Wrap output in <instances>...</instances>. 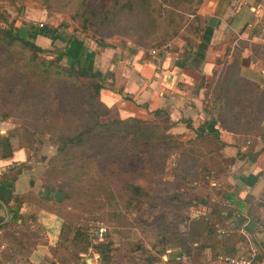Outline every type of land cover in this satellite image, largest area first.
Wrapping results in <instances>:
<instances>
[{"label":"crops","instance_id":"1","mask_svg":"<svg viewBox=\"0 0 264 264\" xmlns=\"http://www.w3.org/2000/svg\"><path fill=\"white\" fill-rule=\"evenodd\" d=\"M195 12L198 32L191 43L184 42L179 57L96 42L72 26L70 35L25 27L27 36L43 46L67 41L70 64L101 73V97L112 116L165 122L181 135L187 147L170 178L177 174L190 182L194 169L204 164L212 186L193 185L198 199L185 200L175 216L169 212L137 221L127 239L115 233L104 254L79 249L70 255L63 216L48 198L42 201L49 190L42 187L38 167L15 172L30 158L26 147L10 141L11 154H0V264H218L219 254L234 255L250 246L264 260V0H199ZM226 75L229 95L235 81L254 89L251 101L228 106L222 120L215 85ZM156 109L162 112L153 116ZM231 113L242 117L232 121ZM206 143L216 153L196 147ZM193 152L202 153L199 160ZM28 192L35 197L17 200Z\"/></svg>","mask_w":264,"mask_h":264},{"label":"rangeland","instance_id":"2","mask_svg":"<svg viewBox=\"0 0 264 264\" xmlns=\"http://www.w3.org/2000/svg\"><path fill=\"white\" fill-rule=\"evenodd\" d=\"M177 1L180 2L173 8V21L157 16L156 25L150 32L126 35L118 33L117 26L136 20L141 11H111L104 16V6L113 0H88L93 10L87 11L90 12L86 27L75 14L77 0H0V11L8 22L21 30L30 24L44 25L70 35L72 26L96 42L128 45L147 54L152 47L161 49L170 41V49L179 57L184 51V42L191 43L198 32L195 21L197 1ZM152 5L153 2L149 3L146 9ZM54 41L56 43H51L48 48L56 50L43 52V57L60 65H70V52L65 50L67 41ZM18 56L16 51L8 56L0 55V140L7 137L14 146L26 147L30 159L24 161L22 167H38L43 189L56 188L64 193L60 200L49 201L64 218V236L70 237V255L79 249L88 251L87 255H92L93 251L99 253L101 243L111 240L115 233L128 237L137 221L155 219L162 213L166 217L169 212L175 216V208L185 206V200L191 203L198 199L197 192L190 189L193 185L212 186L210 173L202 168L204 164L194 169L195 175L190 177V182L184 183L177 174L175 178L169 177L178 171L186 150L177 144V140H181L177 133L170 137L161 132L163 139L157 140L148 138L151 131L146 128L137 136L122 135L117 131L113 136L105 135L106 138L90 147L81 144L59 151L62 136L93 125L97 120L104 121L112 116L111 110L93 96L88 77L50 72L41 77L32 76L31 71L36 66H25V59ZM95 128L99 125L95 124ZM160 141L164 144L158 146ZM196 147L204 154L206 149L216 153L211 144ZM2 149L0 146V153ZM192 154L199 160L202 153ZM200 162H204L202 156ZM180 188L184 190L179 192ZM174 193L181 194L176 196ZM100 227H105L104 239L94 243Z\"/></svg>","mask_w":264,"mask_h":264},{"label":"trees","instance_id":"3","mask_svg":"<svg viewBox=\"0 0 264 264\" xmlns=\"http://www.w3.org/2000/svg\"><path fill=\"white\" fill-rule=\"evenodd\" d=\"M120 0H113V3L107 4L104 6V16H108L111 11L114 13L120 12L123 10L132 12L136 9H140L141 14H138V18L136 20H131L128 23L123 24L122 26H117V32L121 35H126L130 33L136 32H150V29L155 27V18L160 16L161 18H169L170 21H173L175 11L173 8H177V5L180 1H172V0H124L119 3ZM186 1V0H185ZM192 1V0H187ZM197 2L199 0H196ZM77 9L75 14L80 17L83 21L82 26L86 27V23L89 20V15L87 12L89 10H93L90 8L88 4V0H77ZM153 2V5L150 9H146L149 3ZM119 3L118 5H115ZM170 8V9H169ZM195 20L199 19L197 14H195ZM112 20V19H111ZM4 23V25L1 24ZM113 22H116L113 20ZM42 28H46L42 26ZM196 29L198 26L196 25ZM50 50L55 51L56 49H49L48 46H43L33 38L27 36L24 30H21L19 27H16L11 22H8L7 17L0 11V55H11L16 51L19 54L18 57L24 60V65H35L36 69H32L31 75L38 77L43 76V73L50 72L51 74H68L70 76H80V77H88L90 80V86L93 89V96L97 97L99 100H102L105 104L106 102L101 97V88L103 86L102 76L99 71L89 70L83 66L78 64L71 63L68 66L60 65L56 61H52L49 59H45L42 55L43 52ZM67 52V51H66ZM59 54H57L56 58ZM53 65V66H52ZM55 66V67H54ZM54 67V68H53ZM235 75V73H232ZM43 79V78H41ZM229 76L226 75L223 79H221L218 83H216V91L218 90V94L216 93L215 100L219 104V118L224 119V115L228 113V106H235L238 104L240 100L251 101L250 94H252L254 87L247 83L241 82H232L233 86L231 87V95L227 93V85L230 83L228 81ZM234 94V96H233ZM245 96V97H244ZM156 112V113H155ZM153 113V116L162 112L161 109H156ZM232 121H237L238 118L242 117V114L237 115L234 113L230 114ZM93 125L84 126L76 132L70 133L68 135L61 137V144L59 147V151H62L68 146H75L85 144L87 147H90V144H95L99 142L101 138H106L105 135H115L117 131L121 132L122 135L131 134L133 136H137L142 129H150L151 134L148 138L161 140L163 139L161 136V132H166L164 136L173 137L176 135L169 131L170 124L165 122H158L154 119L137 116V115H128L125 117L118 116H110L106 117L104 121H95ZM95 124L99 125V128H95ZM207 132L213 133V135L217 138V133L214 130H208ZM197 137H203L202 133H198ZM196 137V136H195ZM11 140L7 137H2V141L0 140V146H2L1 155L7 156L12 152L11 148ZM158 144L161 146L164 143ZM177 144L182 145L181 148L186 149V145L182 140H177ZM217 145V146H216ZM215 148H218V144L216 143ZM165 147L168 145L165 144ZM173 147V146H172ZM23 165V164H22ZM22 165H20L15 172H20L22 169ZM49 189V193L47 195L42 196L43 199H53L50 191L55 190ZM60 190V189H59ZM61 191V190H60ZM138 193V192H137ZM35 196L28 192L26 194H22L17 196V200L21 201L24 199H33ZM38 199V197H37ZM100 252L104 254L106 250L109 249L108 243H101Z\"/></svg>","mask_w":264,"mask_h":264},{"label":"built area","instance_id":"4","mask_svg":"<svg viewBox=\"0 0 264 264\" xmlns=\"http://www.w3.org/2000/svg\"><path fill=\"white\" fill-rule=\"evenodd\" d=\"M40 25H43V23L41 22ZM171 45V42L168 41L163 44L161 49L152 47L150 53L166 57L171 53H175L174 50L170 49ZM104 235L105 227H100L99 230L96 231V236L94 237L93 242L96 243L102 241ZM216 260L218 264H264V260L259 258L258 249L255 246H250L247 250L234 255L219 254Z\"/></svg>","mask_w":264,"mask_h":264},{"label":"water","instance_id":"5","mask_svg":"<svg viewBox=\"0 0 264 264\" xmlns=\"http://www.w3.org/2000/svg\"><path fill=\"white\" fill-rule=\"evenodd\" d=\"M213 21H214V17H211L209 23L212 24ZM53 196L55 200H60L64 196V193L60 191L59 189H55Z\"/></svg>","mask_w":264,"mask_h":264}]
</instances>
